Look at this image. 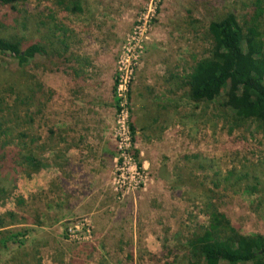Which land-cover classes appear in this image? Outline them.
Returning a JSON list of instances; mask_svg holds the SVG:
<instances>
[{
  "label": "rangeland",
  "instance_id": "obj_1",
  "mask_svg": "<svg viewBox=\"0 0 264 264\" xmlns=\"http://www.w3.org/2000/svg\"><path fill=\"white\" fill-rule=\"evenodd\" d=\"M242 1L16 4L0 36L43 53L23 66L0 53V131L17 161L0 177V264H190L206 197L264 236V184L212 186L231 169L263 182L264 127L230 131L219 112L192 119L170 101L209 55L208 23Z\"/></svg>",
  "mask_w": 264,
  "mask_h": 264
},
{
  "label": "trees",
  "instance_id": "obj_2",
  "mask_svg": "<svg viewBox=\"0 0 264 264\" xmlns=\"http://www.w3.org/2000/svg\"><path fill=\"white\" fill-rule=\"evenodd\" d=\"M20 1L23 0H0V10L6 9L0 13V25L10 21L12 13L18 15L16 4ZM51 1L66 9L73 4V0ZM242 5L241 13L230 6L211 19L207 25L211 38L209 55L195 61L183 76L182 93L170 99L177 107L187 101L190 110L186 113L192 119L206 115L208 109L219 112L220 117L231 123L230 131L247 122L264 127V0H243ZM17 30L21 34L25 32L22 22ZM22 42L0 36V53L15 58L21 66L43 53L38 42ZM62 44L65 47L64 40ZM129 128L133 132L131 125ZM2 134L0 131V177L2 170L13 169L17 163L11 158L13 155ZM22 160L33 167L39 165L30 156ZM214 176L213 188H218L230 177L237 182L245 180L247 191L257 192L258 188L261 191L264 184L256 174H236L233 169L223 176L220 172ZM2 195L0 188V200ZM203 213L206 225L185 241L184 248L192 258L190 264H264L263 235L241 233L211 197L203 201Z\"/></svg>",
  "mask_w": 264,
  "mask_h": 264
}]
</instances>
